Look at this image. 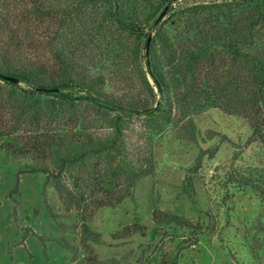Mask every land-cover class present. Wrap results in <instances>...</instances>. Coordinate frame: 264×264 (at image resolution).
<instances>
[{
  "label": "trees",
  "instance_id": "1",
  "mask_svg": "<svg viewBox=\"0 0 264 264\" xmlns=\"http://www.w3.org/2000/svg\"><path fill=\"white\" fill-rule=\"evenodd\" d=\"M180 1L0 0V151L48 159L51 169L31 172H42L45 183L52 180L70 205L78 196L65 182L67 168L86 166L95 156L118 160L122 185L102 178L92 184L97 178L85 168L82 183L98 186L100 197L92 202L99 209L132 197L139 178L152 170L150 163L135 165L124 154L134 119L158 134L182 122L194 135V116L220 108L246 119L244 145L264 148V0ZM24 22L27 27L41 22L47 59L29 55L38 39L24 32ZM98 128L111 131L106 141L91 135ZM74 129L78 133L65 139L63 134ZM231 177L237 191L254 187L264 197L259 178ZM151 218L155 229L199 228L185 216L157 208ZM142 227L135 223L112 237L125 239L142 233ZM81 232L84 240L99 241L100 234L86 222Z\"/></svg>",
  "mask_w": 264,
  "mask_h": 264
},
{
  "label": "rangeland",
  "instance_id": "2",
  "mask_svg": "<svg viewBox=\"0 0 264 264\" xmlns=\"http://www.w3.org/2000/svg\"><path fill=\"white\" fill-rule=\"evenodd\" d=\"M22 29L38 39L29 55L47 59L41 22L29 27L24 22ZM181 124L158 134L149 132L141 119L130 123L124 154L135 165L150 163L152 170L139 178L132 197L114 207L94 208L92 200L100 195L92 184L100 178L124 184L118 160L95 156L86 166L67 168L65 182L78 196L70 205L52 180L45 183L42 172H31L33 167L51 169L48 159L0 151V264H88L86 258L114 259L116 264H264V197L254 187L237 191L231 182L232 173L259 178L264 186V148L244 145L246 119L220 108L194 116V135ZM77 133L68 130L63 136L68 140ZM90 133L103 141L111 135L106 128ZM11 141L20 147L19 140ZM85 168L97 178L90 187L82 183ZM155 208L185 216L199 228L155 229ZM84 222L100 234L98 242L83 239ZM135 223L143 226L142 233L113 239L112 234Z\"/></svg>",
  "mask_w": 264,
  "mask_h": 264
},
{
  "label": "water",
  "instance_id": "3",
  "mask_svg": "<svg viewBox=\"0 0 264 264\" xmlns=\"http://www.w3.org/2000/svg\"><path fill=\"white\" fill-rule=\"evenodd\" d=\"M166 10H167V8H165V9L159 14V16H158V18H157V21H158L159 19H161V18L165 15ZM148 43H149V38H148V40H147L146 48L148 47Z\"/></svg>",
  "mask_w": 264,
  "mask_h": 264
}]
</instances>
